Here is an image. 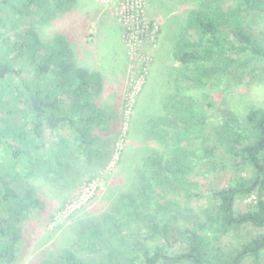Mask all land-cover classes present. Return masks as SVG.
Segmentation results:
<instances>
[{
    "label": "trees",
    "instance_id": "obj_1",
    "mask_svg": "<svg viewBox=\"0 0 264 264\" xmlns=\"http://www.w3.org/2000/svg\"><path fill=\"white\" fill-rule=\"evenodd\" d=\"M181 1L192 2L193 8L186 21L164 9L151 75L133 105L125 147L99 201L104 208L72 224L75 238L69 248L48 257L39 250L29 264H242L246 258L263 264L264 234L230 248L212 249L210 244L234 237L245 224L264 227V108L250 105L238 116L225 98L217 104L194 91L213 89L219 79L226 87L248 79L250 87L264 88L257 67L240 70L245 54L264 58V39L257 29L264 19V0ZM72 2L0 0V16L8 8L22 19L42 7H52L53 16ZM2 18L9 35L0 47V264H19L31 240L25 224L48 203L32 181L42 179L63 195L102 167L117 113L115 105L102 101L101 74L78 65L63 34L42 39L34 29L10 26L9 18ZM211 108L216 121L209 126ZM187 128L196 139L208 135L200 148L194 137L176 139ZM219 150L224 156L215 167ZM203 160L204 176L223 169H232L233 175L223 187L198 194L209 198L206 207L212 212L201 223L204 208L195 212L181 199H168L176 190L191 196L186 174ZM254 190L255 203L235 215L234 203ZM165 201L171 206L167 211L162 209ZM202 229L211 232L206 244L198 232ZM176 246H184L185 254L166 256Z\"/></svg>",
    "mask_w": 264,
    "mask_h": 264
},
{
    "label": "rangeland",
    "instance_id": "obj_2",
    "mask_svg": "<svg viewBox=\"0 0 264 264\" xmlns=\"http://www.w3.org/2000/svg\"><path fill=\"white\" fill-rule=\"evenodd\" d=\"M13 5L16 6L17 2L13 1ZM166 6L167 10H172V17L175 16L186 21L187 12L193 8V3L181 0H73L72 4L62 13L55 12L51 16L50 13L53 8L42 7L41 10L31 15L27 14L22 19L17 18L14 13H10L8 8L2 11L1 16L9 18L10 26L22 24L21 27L32 28L42 39H48L54 33L63 34L78 65L101 74L104 85L102 101L108 106L112 105L113 108L115 105L117 113L116 128L108 133L113 144L102 167H99L93 174L81 178L71 188L70 192H65L63 195L59 193L60 191L57 193L54 188L46 185L42 179L32 181L48 203L41 214L25 224L24 230L29 231L28 235H30L31 240H29V247L24 253L25 255H20L19 264H29L32 256L39 250L47 251L46 256L48 257L49 252H58L60 248H69L72 239L75 238L70 230L72 224L90 214H100L99 212L104 208V205L100 204L99 201L106 196V188L112 181L119 153L125 147L128 122L133 105L146 82V78L151 75L154 50L160 42L159 30L162 27L163 12ZM1 16L0 47L9 35V26L4 23ZM257 27L264 39V19L257 24ZM244 56L245 64L240 70H245L246 67L249 69L257 67L258 74L264 75L263 57H252L248 53ZM243 74L246 75V73ZM6 82L9 83L7 80ZM214 82H216L215 88H206L201 92L199 90L194 92L208 94L213 103L217 104L220 100L222 101V98H225L227 107L238 116L244 115L250 105L264 108V88L250 87L248 79H244L240 85H235L234 81H230L228 87L223 84L221 79L214 80ZM6 87L7 84L2 83L1 88L5 89ZM3 99L6 100V97ZM212 109H208L209 112L207 113L209 126H212L216 121ZM0 126L1 130L3 125L0 124ZM97 132L103 133L99 129ZM101 136L108 140L104 134ZM207 136L203 132V137L207 138ZM190 137L193 138L194 136L192 137L191 129L187 128L180 132L176 139L180 141L182 138L188 139ZM203 137L200 136L197 139L194 137L196 144H198L197 148L202 146L199 142L204 139ZM2 147L0 142V159ZM158 147L159 145L149 148L152 151ZM216 155L217 158L212 163L213 166L220 167L221 158L224 156L222 150H219ZM204 163L203 160L200 166L186 174L189 175L186 187L190 190L191 196H184L182 191L177 192L176 190L172 191V197L168 199V201L181 199L195 212L199 208H204V215H200L201 223L208 221L212 217V212L210 208L206 207L209 198L199 197L198 194L207 191L209 188L223 187L233 175L232 169H223L224 172H209V175L204 176V173L208 172L203 167ZM246 172L242 171L241 174L245 176ZM256 199L257 191L254 190L250 196L237 200L233 207L234 214L244 212L247 205L255 203ZM168 201L162 203L164 204L163 210L167 211L171 207L170 203H166ZM160 219L164 221L163 216H160ZM178 220L179 225L184 226L185 220L182 218ZM198 232L204 235L206 244L207 238L211 237V232L209 233L205 229ZM257 234H264V227L256 228L250 224H245L234 237L227 235L219 243L212 242L210 245L212 249L217 246L230 248L240 240L252 238ZM49 236H52L50 242L41 247L40 243ZM150 242L153 246L159 244L156 239H151ZM182 254H185V247L176 246L166 256ZM47 257L45 258L47 259ZM215 261L214 259L213 262ZM260 263L264 264V253L261 255ZM242 264H254L253 259L246 258Z\"/></svg>",
    "mask_w": 264,
    "mask_h": 264
}]
</instances>
